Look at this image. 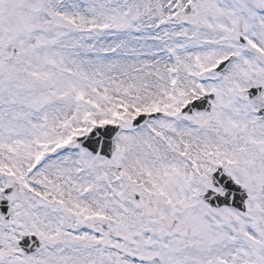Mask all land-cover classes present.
Here are the masks:
<instances>
[{"label":"snow or ice","instance_id":"1","mask_svg":"<svg viewBox=\"0 0 264 264\" xmlns=\"http://www.w3.org/2000/svg\"><path fill=\"white\" fill-rule=\"evenodd\" d=\"M0 264H264V0H0Z\"/></svg>","mask_w":264,"mask_h":264}]
</instances>
